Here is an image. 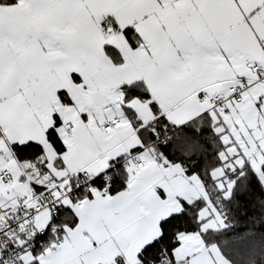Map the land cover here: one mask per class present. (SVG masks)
<instances>
[{"label":"snow or ice","instance_id":"6c2138e0","mask_svg":"<svg viewBox=\"0 0 264 264\" xmlns=\"http://www.w3.org/2000/svg\"><path fill=\"white\" fill-rule=\"evenodd\" d=\"M0 264H264V0H0Z\"/></svg>","mask_w":264,"mask_h":264},{"label":"crops","instance_id":"0c3cea01","mask_svg":"<svg viewBox=\"0 0 264 264\" xmlns=\"http://www.w3.org/2000/svg\"><path fill=\"white\" fill-rule=\"evenodd\" d=\"M246 106H244L241 109V114H240V118L244 119V116L246 115L245 111H246ZM167 189H168V193L169 194H174L178 191L181 190L180 186L178 184H168L166 185ZM155 205H156V215L157 216H161L163 214L166 213L169 205L167 201L161 202V201H155ZM148 235L147 232H143L141 233L138 237H137V241L143 240L146 236ZM126 260H127V256H126Z\"/></svg>","mask_w":264,"mask_h":264},{"label":"rangeland","instance_id":"374dc122","mask_svg":"<svg viewBox=\"0 0 264 264\" xmlns=\"http://www.w3.org/2000/svg\"><path fill=\"white\" fill-rule=\"evenodd\" d=\"M246 111H245V113H246V115L244 116V119L246 120V119H250L251 118V116H252V114L249 112V109H248V106L246 105ZM243 119V118H242Z\"/></svg>","mask_w":264,"mask_h":264}]
</instances>
